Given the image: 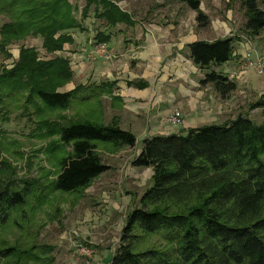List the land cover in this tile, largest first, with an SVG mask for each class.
I'll return each mask as SVG.
<instances>
[{"label":"trees","instance_id":"16d2710c","mask_svg":"<svg viewBox=\"0 0 264 264\" xmlns=\"http://www.w3.org/2000/svg\"><path fill=\"white\" fill-rule=\"evenodd\" d=\"M115 1L86 0L81 19L84 21L93 8L94 18L109 28L119 23L132 26L130 16ZM174 1L195 13L198 28L209 25L200 9L201 0ZM239 2L245 16L243 33L256 36L264 30L260 8L264 0ZM75 10L69 0H0V17L6 19L0 25V54L10 60L9 48L32 37L40 39L41 49L50 56L41 58L36 48L20 46L11 68L0 69V121L7 119L10 103L6 100L19 94L25 109L32 107L36 117L44 110L86 107L83 116L76 113L66 125L38 122L39 134L58 138L49 144L51 152L65 146L70 151L58 159L55 179L46 184L38 179L18 183L0 178V231L9 224L24 231L26 226L15 214L27 224L31 219L28 214L49 203L52 194L81 197L110 169L102 161L100 148L107 147L112 154L136 146V137L121 129L117 118L110 124L103 121V97L119 100L112 96L115 81L62 90L72 82L73 71L60 53L72 44V32L84 30ZM94 39V45L109 40L102 32ZM239 41L230 37L186 46L194 66L204 72L199 84L212 86L221 99L235 92L236 83L214 68L233 59ZM127 85L136 89L147 86L144 81ZM252 108L264 113V93ZM132 165L151 169V185L140 197L139 208L128 214L109 264H264V123L256 124L238 114L223 124L145 138ZM155 237L164 249L148 245ZM18 249L0 239V264L18 263L30 250L27 261H52L46 256L50 247L20 249V257Z\"/></svg>","mask_w":264,"mask_h":264},{"label":"rangeland","instance_id":"374dc122","mask_svg":"<svg viewBox=\"0 0 264 264\" xmlns=\"http://www.w3.org/2000/svg\"><path fill=\"white\" fill-rule=\"evenodd\" d=\"M132 1L134 0H116L114 4L131 18ZM227 1L225 2L227 7L223 4L220 11L225 12V14L229 13L237 23L244 22V11L240 8L239 0ZM69 2L76 8L75 17L83 22L81 12L86 0H69ZM141 4L142 7L136 9V12L142 11L141 17L145 15L147 8L149 11L145 17L152 14L156 15V20L159 23H164L165 20L172 21L175 15H185L187 29L194 28L195 19L189 14L191 10L179 2L174 0H141ZM260 8L264 11V2L260 4ZM217 15L223 16L222 13ZM5 21L6 19L0 17V25ZM101 22L103 21H100L99 18H94V11L91 8L88 17L84 20L85 31L93 32L96 36V33L102 30ZM120 25L119 23L116 27ZM164 25L165 23L162 24V26ZM243 25L240 27L242 32ZM190 26L191 28H189ZM195 26L198 28L197 23ZM114 31L116 30L114 29ZM198 36H201V34L198 33ZM92 41L95 42V39L93 38ZM94 42H92V45H94ZM20 46L36 48L41 58L50 57L41 49L40 39L28 37L9 48V53L12 55L10 60H6L0 54V69L2 67L7 70L11 68L17 60ZM67 53L69 52L62 51L60 54L70 61L71 56ZM87 54L84 57L87 63L99 61L110 63L116 59L113 57L110 60L88 61ZM249 67L250 72L247 74V80L252 84L261 86L264 75L258 76L250 65ZM75 79L76 77L62 90H70L79 85V81L77 82ZM102 80H106L105 76L96 78V82ZM85 81H87V78H85ZM262 91H264V88ZM231 96L237 100L235 94ZM105 97H103L102 102L105 101ZM13 98V100H6V104L10 103L6 114L7 119L0 121V178L4 181L13 180L18 183L28 179H38L42 184L51 182L58 172V159L68 153L70 148L65 146L60 151L51 152L49 144L58 138L57 136L44 137V134H39L37 130L38 122L46 121L57 125H66L70 119L75 118L76 113L83 116L86 107L71 106L67 111L44 110L40 117H36L33 114L32 107L28 106L25 109V100L20 97V94L15 95ZM247 99H250V102H247ZM247 99L242 100L243 103L242 101L235 103L230 117L243 114L256 124L264 123V113L260 109L252 108L256 99L252 97ZM104 109L106 110V107L104 108L103 104V112ZM174 112L180 113L182 123V113L179 110L171 112L161 122L170 126L165 120ZM104 117L103 113L104 123L108 122L104 120ZM184 121L191 125V121L187 117L184 118ZM181 123L177 126L171 125L172 133L183 132L184 129H182L183 125ZM212 124L221 123L217 120L195 118L193 125L202 127ZM136 134L138 133H134L137 139L136 147L141 149L142 141L147 135ZM135 153L136 148H122L112 154L107 151V147L100 148L102 161L110 169L99 176L83 192L81 197L59 193L52 194L49 203L37 209L33 215L28 214L31 219L27 224L24 221L22 222L14 213L15 219L24 224L26 229L22 231L13 224H9L4 230L0 231V239H6L10 244L19 248L17 252L19 257L20 249H31L33 245L50 247L51 251L46 256L51 258L52 261L49 263L46 260L45 264H109L118 248L121 231L128 214L139 208L140 197L151 185V169L136 168L132 165V157ZM79 245L88 246L93 252L92 256L88 258L80 255ZM148 245L154 247L161 245L160 249L165 248V245L156 237L150 239ZM30 253L31 250L28 254L21 255L22 259L20 257L19 262L13 264H42L40 260L36 261L37 263L27 261L26 258ZM34 253L38 254L37 251Z\"/></svg>","mask_w":264,"mask_h":264},{"label":"crops","instance_id":"0c3cea01","mask_svg":"<svg viewBox=\"0 0 264 264\" xmlns=\"http://www.w3.org/2000/svg\"><path fill=\"white\" fill-rule=\"evenodd\" d=\"M132 2V15L129 13L132 16V26L121 24L114 31L104 21L101 22L102 30L99 32L105 33L109 39L108 49L116 58L113 62L87 63L84 59L92 49L95 37L93 32L85 31L84 21L83 32H72V44L65 45L63 49L71 56L69 64L73 80L76 77L79 84L100 83L103 80L96 82V78L100 76H105L104 81L116 82L112 96L119 100L111 102L110 98H104V120L108 121L105 124H110L113 118H117L121 129L130 131L133 135L135 132L141 136L147 135L144 139L179 134L182 132L172 133V126L161 122L175 110L182 113L181 124L185 132L195 128V118L217 120L221 124L233 120L235 117H230V114L235 103L250 97L257 101L264 93L263 80L261 86L247 80L249 63L264 54V30L256 36L243 33L240 27L245 21L237 23L229 13L220 11L223 4L227 7V0H201L200 9L210 23L205 28H197L194 21V28L191 30L187 29L185 15H175L172 21L165 20V25L162 26L164 23H159L156 15L145 17L148 8L143 17L142 11L136 12V9L142 7L141 0ZM218 12L223 16H218ZM189 14L195 19L193 11ZM230 37L240 39L234 45L233 59L214 70L236 83V90L232 94H235L237 100L232 98V94L229 98L221 99L212 86L199 84L204 72L194 66L186 48L195 41L212 42ZM135 81H144L147 86L136 89L127 85ZM185 117L190 119L191 125L185 123ZM134 148L136 153L132 161L141 150L136 146Z\"/></svg>","mask_w":264,"mask_h":264},{"label":"built area","instance_id":"2783aa9c","mask_svg":"<svg viewBox=\"0 0 264 264\" xmlns=\"http://www.w3.org/2000/svg\"><path fill=\"white\" fill-rule=\"evenodd\" d=\"M114 57L111 51L108 49L106 43H98L93 46V49L87 54L88 61H96L98 59L110 60ZM249 65L255 70V72L263 76L264 75V54L256 58L254 62L249 63ZM168 124L172 126L180 125L181 115L179 112H174L171 116L167 117L165 120ZM164 121V122H165ZM80 255L84 257H91L92 250L88 246L79 245Z\"/></svg>","mask_w":264,"mask_h":264}]
</instances>
